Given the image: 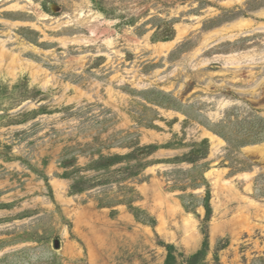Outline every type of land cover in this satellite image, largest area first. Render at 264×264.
<instances>
[{"label":"rangeland","instance_id":"rangeland-1","mask_svg":"<svg viewBox=\"0 0 264 264\" xmlns=\"http://www.w3.org/2000/svg\"><path fill=\"white\" fill-rule=\"evenodd\" d=\"M17 2L26 8L7 10ZM261 10L264 0L0 1V44L42 69L38 80L0 71V264H264V64L245 57L264 51V29L191 57L204 33L263 23ZM80 11L102 20L82 25ZM178 27L185 38L155 52ZM232 52L241 64L227 71ZM206 130L225 142L215 155Z\"/></svg>","mask_w":264,"mask_h":264},{"label":"bare ground","instance_id":"bare-ground-1","mask_svg":"<svg viewBox=\"0 0 264 264\" xmlns=\"http://www.w3.org/2000/svg\"><path fill=\"white\" fill-rule=\"evenodd\" d=\"M0 1H4V0H0ZM238 1L242 2L243 0H238ZM25 8L26 7L20 5L17 2V3L11 4L10 6H8L7 10L19 11V10H22ZM82 13L83 12H81V11L77 13V18H79L78 21L81 20L80 23H82V25L90 26L89 25L90 23L96 24V23H100V21L102 20V17L100 15L95 16V17H93L94 15H91L90 19H88L87 22H85L87 19V16L83 15ZM255 15H257L259 17H264V10L256 12ZM42 17H46V15H42ZM90 27H92V26H90ZM189 29H190V27L189 28L178 27L177 38H175L174 41L160 42L156 46H153L155 48V52H160V53L163 51L167 52L174 45L178 44L180 40L185 38L186 30L188 31ZM262 29H264V22L263 23L262 22L261 23L256 22V21L249 19V18H239L234 22L221 25V26L216 27L215 29L209 31L208 33H204V39H203V42L201 43L202 47L199 49H196L195 52L191 54L192 55L191 57H192V59H194L195 57L199 56V53L202 52L204 48L210 47V46L214 47V46H216V44H218V42L225 41V40L229 41V42H236L239 40V38H247V37L251 36V34H253L255 32H259ZM91 32H92V34L95 33V31L93 29H91ZM70 42H71V44H78V42L79 43L82 42V43H85L87 45L91 44L90 41H88L87 39L81 40V39H79V37H73ZM91 42H92V40H91ZM104 43L107 45V47H110L111 45H113L112 42L110 41V39L105 40ZM147 45L151 47V45L149 43H147ZM32 49L37 50V48H32ZM248 54H249V52H248ZM255 55L256 56H262L260 63L255 62L259 59H253V58H255ZM238 56L239 55L235 52H232V53L227 54L225 56L221 55L220 58H223L225 60V62L223 63V68H226L227 71H229L228 69H231V68L234 69L235 66H239L241 63L237 60ZM245 57L251 58V60H252V61L250 60L251 64L252 63L253 64H264V51L262 53H260V55L252 53L251 56L246 55ZM194 62H196L193 65L194 68H201V67L207 68V66L210 64V61L207 59H202V60H199L198 62L196 60ZM3 69H5L7 71V73L11 76H14L18 70L28 69L31 72V74L33 75V78L35 80H38L39 75L42 72V69L39 67V65L36 62H33L31 60H24V59H22L19 52H18V54H15V53L9 51L5 45L0 44V71H2ZM45 72H46V70H45ZM47 76H48V74H47ZM45 81L46 82H44V83H49L48 79H45ZM225 105L222 104L221 107H223ZM203 135L209 140V142L211 144V154L212 155H215L216 152L219 150V148L225 144L224 140L219 135H217L216 133H213L211 131L206 130ZM261 154L263 155V153H261ZM224 172L221 170H218V169H214V170H211L208 173V175L212 176L214 178L213 180H214L216 185L219 183H223L225 186H229V185H231V182H228L227 180L224 179ZM57 186L60 187L59 185H57ZM185 221L186 222H193L191 217H188Z\"/></svg>","mask_w":264,"mask_h":264}]
</instances>
